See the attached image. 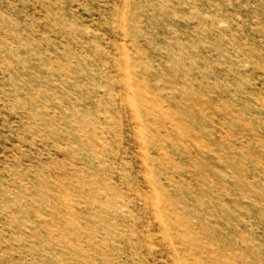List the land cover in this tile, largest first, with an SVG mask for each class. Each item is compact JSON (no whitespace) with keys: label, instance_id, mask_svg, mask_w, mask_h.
<instances>
[{"label":"rangeland","instance_id":"obj_1","mask_svg":"<svg viewBox=\"0 0 264 264\" xmlns=\"http://www.w3.org/2000/svg\"><path fill=\"white\" fill-rule=\"evenodd\" d=\"M0 264H264V0H0Z\"/></svg>","mask_w":264,"mask_h":264}]
</instances>
